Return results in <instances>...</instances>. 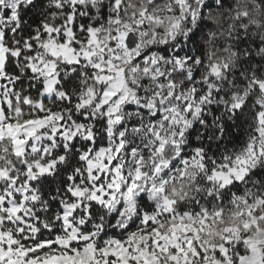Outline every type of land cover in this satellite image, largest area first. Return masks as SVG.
Instances as JSON below:
<instances>
[{
  "label": "rangeland",
  "instance_id": "rangeland-1",
  "mask_svg": "<svg viewBox=\"0 0 264 264\" xmlns=\"http://www.w3.org/2000/svg\"><path fill=\"white\" fill-rule=\"evenodd\" d=\"M174 1L180 14L172 15L164 33L156 28L162 23L160 17L142 14L121 25L112 39L99 40L98 31H93L89 46L81 51H75L70 42L59 45L50 40L44 46L33 69L43 73L47 96L58 81L57 65L48 57L71 64L83 59L99 71L98 80L106 85L99 106H106L110 116L108 143L83 154L85 168L71 178L68 195L51 200L68 211L71 206H67L75 205L72 221L61 214H45L48 203L33 191L26 196L20 218L24 221L19 224L15 213L7 209L10 189H24L27 181L32 189L36 176L52 175L65 162L58 151H67L77 139L94 144L95 137L85 125L71 130L62 125L61 132L51 134L53 117L40 133L37 121L27 129L9 128L14 137L28 133V145L24 147L16 139L15 154L22 157L24 168L0 171V264H264V231L258 227L257 216L264 209V181L252 175L264 169V78L253 76L259 91L245 85L251 79L248 73L262 69L255 62L251 71L236 70L239 73L231 80L222 81L217 68L198 77V64L183 53L208 1ZM22 2L0 0V17L2 7L15 13ZM151 23L156 25L153 31L148 29ZM130 34L138 40L133 50L127 46ZM67 35L72 38L70 29ZM2 37L0 30V126L6 62ZM175 72H185L195 82L188 93H174L171 77ZM234 106L254 111L246 140L223 151L216 160L204 150L193 149L190 140L201 142V129L212 130L216 111L222 117ZM245 117L249 119L248 112ZM232 186L231 191L226 190ZM94 205L101 209L92 215ZM151 206L153 211L145 212ZM103 210L106 219L101 222ZM36 215L46 219L38 220ZM2 227L17 236L27 256L42 250L35 257L38 261L7 255ZM251 228H257L252 235ZM218 241L224 244L217 247ZM87 244L94 247H85ZM79 246L85 248L79 251ZM237 247L243 249V256H236ZM65 248L79 252L64 256L63 251L68 253Z\"/></svg>",
  "mask_w": 264,
  "mask_h": 264
},
{
  "label": "trees",
  "instance_id": "trees-1",
  "mask_svg": "<svg viewBox=\"0 0 264 264\" xmlns=\"http://www.w3.org/2000/svg\"><path fill=\"white\" fill-rule=\"evenodd\" d=\"M207 1L193 34L187 39L188 49L183 54L190 62L198 64V77L217 68L220 69L222 81L234 78L239 73L236 70L251 71L258 62L262 70L248 73L251 79L245 85L249 90L259 91V83L254 77L264 78V53L259 54L264 49V0ZM167 7H171L172 11ZM142 14L160 17L162 23L157 27L151 23L148 29L153 31L152 28L156 27L164 33L172 21V15L178 16L180 11L174 0H24L15 13L2 7L0 30L6 49L1 79L4 90L2 107L7 123L23 126L57 117L67 129L78 125L90 127L95 137L94 144L77 139L67 151L61 149L57 156H65L66 159L57 166V171L49 176H36L32 189L38 192L42 201L48 203L49 209L45 214H61L62 203L51 200L68 195L71 178L77 177L78 172H83L85 168L82 155L107 146L110 116L106 106H99L106 85L99 82V71L86 60L71 64L60 58H47L49 62L56 63L58 74L56 94L51 98L44 95L46 79L43 73L35 72L33 67L39 63L44 46L50 40L59 45L70 42L75 51H81L89 46L93 31H98L99 40L112 39L121 25L136 21ZM69 29L71 39L67 35ZM171 78L176 96L188 93L195 83L185 72H175ZM247 112L249 119L245 117ZM253 114L254 111L249 108L236 106L230 107L222 117L221 112L216 111L212 130L202 128L201 142L191 139V147L206 151L207 157L216 160L223 151L234 149L246 140ZM17 168H24L23 159L14 153L13 141L6 139L0 142V171L11 172ZM252 175L264 181V169ZM234 187L226 190L231 191ZM225 198L227 196L223 197L222 204ZM65 201L68 202L67 197ZM94 206L90 213L92 215L101 209ZM146 210L151 213L153 207ZM257 216L260 217L258 227L264 231V209H260ZM36 217L46 219L45 216ZM99 218L101 222L106 219V210ZM129 230L132 232L134 227L131 226ZM256 230L251 228L249 234H254ZM223 244L218 241L217 247ZM242 250L237 247V257L243 256ZM246 252L249 253L248 250ZM215 255L219 256L217 249Z\"/></svg>",
  "mask_w": 264,
  "mask_h": 264
},
{
  "label": "crops",
  "instance_id": "crops-1",
  "mask_svg": "<svg viewBox=\"0 0 264 264\" xmlns=\"http://www.w3.org/2000/svg\"><path fill=\"white\" fill-rule=\"evenodd\" d=\"M57 84H58V81L55 82V84L53 86L54 89L51 90V95H48V96L45 95V94L44 95L46 97H48V98H51V97L55 96V94H56L55 93V88H56ZM46 86H47V81H46ZM45 93H46V91H45ZM2 111H3V107H2ZM3 113H4V111H3ZM53 118L55 119V123L53 125H51V127H52L51 131L52 132H50V133L55 135L56 133H59V132L62 131V128H61L62 127V124H61L62 121L60 119L56 118V117H53ZM50 119H44V120H41L39 122L37 121L36 124L40 125L39 127H36L37 132L40 133L45 128H47V125H45V124ZM56 121H57V123H56ZM34 124H35V122L28 123V124L23 125V126H12V125H9L7 123V121H6V117H5V113H4V118H2V124L0 126V132H1V129H2V133L0 134V142H3L6 139L12 140L13 144H14V153H15V150L17 148V142H18V140L16 141V139H21L22 146L25 147V146L28 145V139H27V136H26V135H28V133L22 132V133L18 134L17 137H14L13 136L14 133L9 131V128L20 127L21 129H23V128H26L27 126H28L27 128H29L30 126H32ZM75 128H77V126H75L74 129ZM68 129L71 130L73 128H68ZM65 132H69V130H66ZM54 137L55 136H52V138H54ZM35 146L41 148L43 145L41 143H36ZM27 151H28V149H27ZM40 176H49V175L44 174V175H40ZM14 178H16V177H14ZM10 182H16V179H11ZM32 185L33 184H31V188H32ZM14 187H16V186L14 185ZM10 190L12 192V195H9L10 197L9 196L7 197V203H6L7 206H8L7 209H10V212L13 211L15 213L13 215V217H15L20 222L19 224H22L24 219L23 218L20 219V218H21V213L23 212L22 210L24 209L23 207H26V203H27L26 196H29L31 194V192H33V191L36 193V195L39 198V200H40V196H39L37 191H35L33 189H30V182L29 181H27V183L25 184V188L24 189H23V187L22 188L21 187H16V189H10ZM70 206H71V209L69 211H68V208H64V209L62 208L61 209V216L63 215V218L64 219L66 218L68 221H72L73 220V216L72 215H73V213H74V211L76 209L75 205H71V204L69 206H67V207H70ZM2 233H3L2 247L5 248V251H6L7 255H9L10 257H19V256L22 257V256H25V257H28V258H31L33 260H37L38 261V258L27 256L28 255V251L25 250V248H23L22 245L19 244L18 238H17V236L15 234H11L10 232H8L7 229H3V227H2ZM88 245L89 246H93L91 244H87L85 247H87ZM85 247L81 246L79 248V251L82 250ZM64 250L68 251V253L66 251L62 252L64 256H71V255L79 252V251L76 252L74 250H70V249H67V248H65ZM97 254H98V250H97ZM63 255H61V256H63ZM55 257H57V256H55ZM107 258H109V256H107Z\"/></svg>",
  "mask_w": 264,
  "mask_h": 264
},
{
  "label": "water",
  "instance_id": "water-1",
  "mask_svg": "<svg viewBox=\"0 0 264 264\" xmlns=\"http://www.w3.org/2000/svg\"><path fill=\"white\" fill-rule=\"evenodd\" d=\"M137 42H138L137 37H136L134 34H130V35L128 36V39H127V46H128V48H129L130 50H133L134 48H136V46H137ZM41 253H42L41 250H36V251H34L33 255H34V256H39Z\"/></svg>",
  "mask_w": 264,
  "mask_h": 264
}]
</instances>
